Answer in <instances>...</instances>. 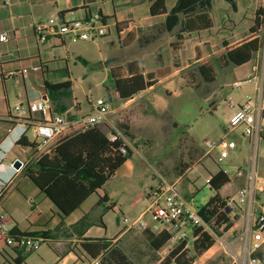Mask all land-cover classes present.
Instances as JSON below:
<instances>
[{
  "label": "rangeland",
  "instance_id": "rangeland-1",
  "mask_svg": "<svg viewBox=\"0 0 264 264\" xmlns=\"http://www.w3.org/2000/svg\"><path fill=\"white\" fill-rule=\"evenodd\" d=\"M167 1L170 4L173 0ZM108 6L105 5V8ZM145 7L146 3L142 1L138 7L139 13L145 15ZM97 8L98 5H95L93 11ZM259 8L264 9V0H232V3L213 0L209 13L215 28L187 36L179 50L171 51L168 47L169 42L175 41L178 27L169 34L164 33L161 27L163 18H155L151 20L155 27L153 30H143L139 40L130 41L125 46L118 42L116 36L113 37V48L107 38L93 42L66 39L63 48L44 52L45 60L55 56L67 61L76 103H70L71 116L82 118L91 112L97 99H107L113 109L109 116L111 124L123 133L120 125H126L129 129L130 136H125V143L132 152L131 160L135 167L133 176L124 179L125 168H120L92 199L109 193L112 199L120 201L121 211L130 223L132 216L150 204L145 192L158 186L163 179L168 183H176L178 193L184 198L189 194L187 199H193V205L199 209L216 194L206 184V179L222 170L232 180L220 191L221 198L229 203L232 227L225 233L219 230L222 236H216L213 232L212 236L215 241L221 238L224 242H230L240 234L242 212L231 200L236 199L237 190L244 184L237 173L239 168H246L247 150L244 148L242 152H233L229 159L219 164L216 162V151L205 155L207 149L204 142H216L227 134L228 118L234 111L227 107L229 100L236 107L242 97H256V93H253L255 84H245L256 69V85L264 91V24L259 33L261 47L249 64L242 67L229 64L228 68H222V55L226 52L224 45H235L237 41L250 37L252 19ZM152 36L156 38L155 41L150 40ZM206 63H212L217 71L213 82H205L198 71V67ZM130 64L148 73V81L153 79V83L161 82L148 93L123 102L106 77L111 67L116 68L118 75H127ZM60 68H66L65 63ZM179 68L180 71L168 76ZM164 75L168 77L159 79ZM235 83L240 84L237 90L233 89ZM240 133L241 129H237L227 138L239 140ZM26 136L33 141L31 131ZM243 144L246 147L245 141ZM188 167L189 172L177 180ZM260 172L264 175V159L260 161ZM123 191L125 194L121 193ZM140 193L142 198L135 207H131ZM262 203L264 195H259L258 204ZM109 204L101 201L100 206L91 209L88 222L107 224L112 232L121 225L122 222L118 224L117 218L122 213L107 212ZM143 221L145 224L153 221L151 214L147 213ZM134 229L138 231L136 227ZM219 246L217 244L215 248ZM193 253L192 248H189V256ZM262 255L264 248L259 252L261 258ZM3 262L4 259L0 257V264ZM30 262H36L33 256Z\"/></svg>",
  "mask_w": 264,
  "mask_h": 264
},
{
  "label": "crops",
  "instance_id": "crops-1",
  "mask_svg": "<svg viewBox=\"0 0 264 264\" xmlns=\"http://www.w3.org/2000/svg\"><path fill=\"white\" fill-rule=\"evenodd\" d=\"M142 1L146 3L145 9L147 13L145 15L139 13L138 7ZM176 1L173 0L169 4L165 0L167 10H170ZM107 4L109 6L106 9L105 5ZM95 5H98V8L93 11ZM149 7L150 3L147 0H0V34H5L8 39L6 42L0 43V215L3 216L7 227L8 223H10L8 227L10 231L16 228L20 233L45 234V236L30 239L29 243L33 239H41L43 242L36 250L26 248L22 256H18L10 248L2 250L0 257L4 259V262L1 264H16V260L20 259H23L21 264H32L30 262L32 256L36 260L34 264H92L94 261L100 263L101 257L106 255L107 251L111 248L120 250L132 264H162L168 254L183 242L185 245L176 257L181 253L185 254L184 260L181 261L182 264L194 257V253L192 256H189V248H192V251H194V242L200 238V234H195L196 229L189 225L185 228L186 239L184 241L178 242L170 238L159 250H154L150 246L149 241L165 231L153 218V221L147 222L144 228H136L138 231L134 228L130 229L128 224L123 221V219L127 218L121 211L120 201L112 199L110 194L105 192L102 197L106 198L107 202L110 203L106 207L107 212L115 213V211H120L122 213L121 217L117 218L118 224L122 222L121 225H118L117 231L111 232L107 224L100 225L98 222H88L91 209L100 206L101 203V196L98 199H92L97 193L89 196L78 209L61 219L53 204L25 176L24 169L30 164L21 166L19 170L12 168L14 161L19 160L22 163H26V160L31 155L29 148L16 145L17 140L21 136L22 127L12 121V107L17 102L30 103L46 95L44 89L45 78L52 83L64 81L66 78H61V74L59 73V70L62 69L60 66H63V63H65L69 74L67 61L57 59L55 56H52V59L48 58V60H45L44 56V52L47 50L63 48L67 41L66 38H50L44 43H38L33 32L35 25L56 15L83 20L93 14L100 13L103 17H107L108 20L106 21L111 24L108 34L104 38L108 39V43L113 48V37L116 36L118 42L125 46L130 41L139 40L140 33L143 30H153L155 27L152 25V19L163 18L161 27L164 33L169 34L178 27L175 41L168 43V47L171 49V45L173 46L177 41V35L181 34L180 26H177L171 32H167L164 28L165 15L150 16ZM254 19L255 13L252 19V27L254 26ZM246 20L250 19L246 18ZM213 23L214 25L210 30L216 26L214 20ZM260 30L261 28L258 29L257 33H250V37L237 41L235 45L225 44L224 48L226 52L255 37L260 40ZM208 31L182 34L183 38L176 47V50H179L180 46L183 45L187 36L198 35ZM150 40L155 41L156 38L152 36ZM33 66L42 67V70L38 72L29 71L26 79L6 76L9 72H17L24 67ZM110 69L116 68L111 67ZM178 71H180V68L168 76ZM256 72L257 69L254 75L246 80V85H253L250 81L253 77H257ZM137 73L142 74L144 77L148 75V73L139 71L130 64L128 66V74L121 77H130ZM168 76L164 75L159 79H165ZM68 78L71 81L70 74ZM160 82V80L154 82L151 87L146 88L132 99L153 90ZM238 85V88H240V84ZM254 92L256 93V84L253 88ZM262 95H264V91H262ZM244 100L245 97L239 99L238 105L242 104ZM11 101L13 102L11 103ZM73 102L75 103V99ZM67 114H71V108L68 109ZM103 132L105 133L104 130ZM232 140L236 143V148L233 152H242L244 148H246L247 153L249 152V139L243 137L242 133L239 135V140ZM243 141H245L246 147H244ZM122 167L125 168L123 173L124 179L133 176L135 167L131 159L127 160L120 168ZM189 170L190 167L177 180L182 178ZM212 175L214 174L209 175L208 178ZM231 183L232 180L230 179L229 184ZM155 187L145 192V196L150 201V204L153 201L152 195L156 190ZM220 191L219 194L221 195ZM121 193L125 194L124 191ZM260 195L262 196L264 193ZM188 196L189 194H186L187 198ZM141 198L142 195L140 193L131 207H135ZM150 204L137 215L133 214L135 216H132L131 221L141 216L144 217ZM111 206L113 207L109 209ZM95 240H102L109 243V245L105 251L101 252L96 258H93L83 249L82 244ZM217 244L218 242L215 241V244L209 250L195 258L191 264H237L224 253L219 244V248H215ZM235 249L238 253L239 246L237 245ZM261 261L264 264V255H262ZM170 264H177V262L173 258Z\"/></svg>",
  "mask_w": 264,
  "mask_h": 264
},
{
  "label": "trees",
  "instance_id": "trees-1",
  "mask_svg": "<svg viewBox=\"0 0 264 264\" xmlns=\"http://www.w3.org/2000/svg\"><path fill=\"white\" fill-rule=\"evenodd\" d=\"M147 1L150 3V16L165 15L164 28L167 32H171L177 26H180L181 34L177 35L176 43L173 46L171 45V51L176 50V47L180 44L183 38L182 34L210 30L214 25L209 13L213 0H177L170 10L165 7V0ZM225 1L232 3V0ZM103 19L108 20L107 17H103ZM262 24H264V9L259 8L255 11L254 26L250 29V33H257ZM260 47V40L255 37L227 51L222 57L224 61L222 68H226L229 64L234 66L247 64L259 51ZM40 69L42 70V67ZM198 71L205 82H213L217 75L215 66L212 63L199 66ZM59 73L61 78H66L64 81L52 83L46 78L44 79V89L50 99L51 111L54 115L66 114L71 101H74L71 90L72 82L67 79L69 76L67 69H60ZM147 78L139 73L123 78L117 74L116 69H110L106 81L112 85L118 98L126 102L154 84L153 81H148ZM67 117L70 120L77 119L75 116L68 114ZM120 128L124 131L125 136H130L126 125H120ZM16 145L31 148L34 143L26 135H23L17 140ZM122 146L123 141L121 139L111 142L101 128L95 127L63 139L56 146L52 155L43 157L38 162L25 167L24 174L53 204L59 217L63 219L78 209L89 196L97 193L113 177L115 172L127 160L131 159V150L126 147L127 151L123 154L120 151ZM229 183L228 174L222 170L212 175L207 185L216 194L209 198L199 208L198 212L204 223L211 225V228H217L211 229L216 236H222L232 227L229 218L231 209L227 205V200L222 199L219 194V191ZM100 200L108 201L104 197ZM112 207H109V209ZM219 230H222L223 233H219ZM195 234H200V238L193 245L194 257L184 264H191L195 258L215 244L214 237L202 228L196 229ZM10 236L13 238L15 245L8 246L4 241H0V252L5 248H10L18 256H22L29 239L45 236V234L20 233L14 228L10 231ZM169 239L170 236L163 232L152 238L149 243L154 250H159ZM108 245L109 243L102 240H95L82 244V247L91 257L96 258L107 249ZM184 245L183 242L174 248L162 264H170L173 258L177 264H182L181 261L184 260L185 254L181 253L177 257L176 255L183 249ZM22 262L23 259L16 260V264ZM100 264L132 263L120 250L111 248L106 255L101 257Z\"/></svg>",
  "mask_w": 264,
  "mask_h": 264
},
{
  "label": "built area",
  "instance_id": "built-area-1",
  "mask_svg": "<svg viewBox=\"0 0 264 264\" xmlns=\"http://www.w3.org/2000/svg\"><path fill=\"white\" fill-rule=\"evenodd\" d=\"M110 26L111 24L99 13L83 20L56 15L36 24L33 32L38 43H44L50 38H66L72 42H93L104 38ZM7 40L5 34H0V43ZM40 70L39 66L24 67L17 72H9L6 76L26 79L29 71ZM250 82L257 84V77H253ZM238 87V84L233 85V89ZM256 93L255 98L245 97L244 102L237 104L236 107L229 100L227 107L234 111L228 118L227 134L216 142L210 140L204 142L207 149L205 155L216 151V162L220 164L229 159L231 152L236 148L235 141L228 139L227 135L241 129L242 136L249 139L248 163L244 170L239 168L237 173L244 184L237 190L236 199L231 200L242 212L241 232L230 242H224L221 238L217 240L224 253L237 264H262L259 252L264 246V203L258 204V195L264 193V175L260 172V161L264 159V95L258 85H256ZM12 113V121L22 127L21 136L31 131L33 137L31 142L34 145L29 148L31 155L26 163L21 162V166L36 163L43 157L52 155L63 139L95 127L103 129L111 142L121 139L123 146L120 151L123 154L127 151L124 133L111 124L109 116L113 113V109L107 99H97L89 114L75 120H70L66 114H52L51 102L47 94L30 103H15ZM209 180L210 178L206 179V184ZM152 197L153 201L146 213L151 214L171 239L184 241L187 225L195 229L202 228L212 235V231L209 230L212 226L203 222L198 214L199 209L193 205V199L184 198L178 193L176 183H168L161 179ZM123 221L130 229L145 227L143 216L130 223L127 219ZM0 241H4L8 246L15 245L2 215H0ZM42 242L41 239H33L31 243H27L26 248L36 250ZM237 245L238 253L235 249ZM92 264L100 263L94 261Z\"/></svg>",
  "mask_w": 264,
  "mask_h": 264
},
{
  "label": "water",
  "instance_id": "water-1",
  "mask_svg": "<svg viewBox=\"0 0 264 264\" xmlns=\"http://www.w3.org/2000/svg\"><path fill=\"white\" fill-rule=\"evenodd\" d=\"M12 168L14 170H19L21 168V162L19 160L14 161Z\"/></svg>",
  "mask_w": 264,
  "mask_h": 264
}]
</instances>
